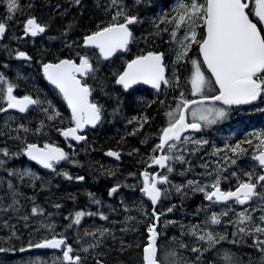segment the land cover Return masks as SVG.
Listing matches in <instances>:
<instances>
[{"label":"trees","instance_id":"1","mask_svg":"<svg viewBox=\"0 0 264 264\" xmlns=\"http://www.w3.org/2000/svg\"><path fill=\"white\" fill-rule=\"evenodd\" d=\"M139 1L141 0H10L8 3H0V24H6L8 27L6 51H4L2 43V46H0V63L4 59L10 60L9 54L11 49L13 53L16 52L14 49L16 35H21L26 20L29 18H37L48 27L49 33L43 36L41 40L33 41L32 39H27L24 42L29 49L32 48V45H36L35 56H39V59L44 57L45 59L58 60L61 58L77 59L81 53L88 54L94 58L96 68L98 69L99 61L96 60L98 59L96 52L93 49L87 50L83 48L82 43L84 37L114 23H120L123 19L122 13L128 10L124 11L122 9L129 5V3L132 4V8L136 12L142 17L147 18L154 11V6L151 3H147L138 7ZM10 2H13V5L9 6ZM165 5H169V7L163 11L162 16L166 19L162 20L167 21L171 19L169 17L175 14V12H171L170 10L172 7L182 8L181 12H186L191 4H181L178 0L173 2L163 0L161 6ZM5 9L7 10L5 11ZM162 20L157 19L150 25H147L145 21L141 25L146 29H163L166 32L163 37L166 39L168 31L171 30V25H161L159 27ZM162 42L165 43L164 40ZM154 45L157 46L158 42L154 43ZM144 46V44H139L137 50L144 48ZM0 70L2 71L3 69ZM117 72V70L111 72L108 77H115ZM178 78L185 79L186 77L180 74ZM178 86L176 85V87ZM175 93L177 92L175 91ZM185 96L186 94L184 92L183 99H185ZM67 120L69 121L68 117ZM0 121H4L3 115H0ZM5 126L7 127L6 124ZM9 129L7 131L0 130V144L7 137L32 141V135L37 137L35 139L39 143L53 141L58 138L56 133L49 132L44 128H40V134L37 135H34L31 131H26L25 128L20 126ZM130 136L131 134L128 130L118 132L110 125L103 133L96 135L93 139L92 143L96 144L97 148L89 145L85 149H81L79 152L73 154L71 161L73 160V163L78 164L79 167H83L80 170L75 171L74 168L77 167L72 165V169L69 166L61 169L58 176L51 174L48 179L42 177L36 189L33 190L26 185L23 194L19 197L3 191L1 200L6 209L0 210V250H2L0 251V264H35L36 261L28 257L32 253L26 252L24 249L36 244L42 239L52 236H61L62 234L67 238L69 243L76 245L77 240L86 236V229L90 228L93 223L100 221L98 216H96L98 212H107L110 209H115L112 203L107 202L106 197L109 196L108 193L114 184L125 183V180L131 177L128 173L125 175L119 173V167L112 169L113 164L111 161H107L105 152L110 149H124L121 146L126 145L125 156L121 166L123 165L126 171L132 172L135 170V163L131 162V160L137 163L143 162L142 157L136 156V158H133V154L137 152L141 156L145 150L142 148L136 150L135 147L137 146L131 144L132 142H136L135 137ZM263 136L259 135L255 138H261ZM128 137L131 140L128 139V141H125L121 139ZM141 142H143V139H141ZM151 143L152 141L150 140L147 144ZM244 146L242 150L245 151V156H247L248 160L255 151L260 150V145L256 139H248ZM242 154V151L239 150L235 157L239 158ZM231 157V161L234 163L235 157L233 155ZM222 164H228L226 159L223 160ZM82 171H85L84 174H82ZM73 172L82 175L86 174V177L89 178L90 185L93 184L96 186L86 187L83 190L72 187L70 191L66 184L69 173ZM105 173L106 175L104 177L103 175ZM219 179L221 185L231 188L234 178L223 173L220 174ZM0 184L3 185V177L1 175ZM73 185L78 186L75 182ZM59 190H65L66 195L60 197ZM186 199L190 201L188 207L191 209H206L207 203L202 200L197 205L199 201L197 195L192 200ZM63 200L67 203L69 209L74 210L69 211L67 214L63 212L57 214L58 209H55L56 205L58 201ZM121 203L123 206L128 207L130 205L128 196H125ZM82 211H84L85 217L79 221L78 215ZM57 215L59 218L55 219ZM206 220L215 229L217 234L226 233L229 228L231 229V224L234 223V218L231 215H225L224 219L219 221L214 220L212 217H207ZM144 227H147V225H144ZM96 233V235H99L100 231ZM133 240H135L133 233H127L119 242L115 241L112 244H109V241L105 238L97 245L86 244V248L89 250L87 257L92 256L93 250L97 249L100 254L110 255L105 260L107 264H142L141 262L131 261V258L137 255L135 251L136 244L132 242ZM239 245H234V248L236 246L240 247ZM254 245L256 246V244ZM254 245H247V253L242 248H239L237 249L238 255L236 256H229V254L220 256L216 263L264 264V243L261 246L262 255L258 250L260 246L255 248ZM169 246L173 248L172 245ZM176 253V264H188L179 258L183 250L177 249ZM251 253L258 256L261 255L260 258L262 260L241 257L244 254ZM41 254L45 257H42L38 261V264H61L62 262L60 258L48 259V253L46 252H41ZM214 255H217V252H214ZM86 264L93 263L92 261L86 260Z\"/></svg>","mask_w":264,"mask_h":264},{"label":"water","instance_id":"2","mask_svg":"<svg viewBox=\"0 0 264 264\" xmlns=\"http://www.w3.org/2000/svg\"><path fill=\"white\" fill-rule=\"evenodd\" d=\"M248 2L243 5L241 0H208V18L206 21L208 35L201 48L208 70L222 91V95L216 98V100L226 101L227 99L231 101V97L233 96H229L228 94L233 93L241 97L246 96L249 92L245 93L243 90L250 83V80L246 79L241 84H238L235 82V79L239 76H247L264 70V43L257 27L250 21L246 12L249 7ZM27 26L32 27L31 30L28 29V32L33 36L37 34L38 30L44 32V28L32 26L30 21L27 23ZM123 28L124 26H114L98 34L86 37L85 46L100 48L102 56L105 59H109L119 49L123 50L126 43L130 41V32L127 31L125 34H122ZM3 32L4 28L2 27L0 29V37ZM213 56L216 58L215 61L212 59ZM60 64L58 67L49 66L47 75L58 88H61L67 96L69 95L68 102L72 107L74 118L79 120L75 116L77 107L74 103L89 102L88 92L85 89L81 91L80 81L75 79H73V82L71 81V78H75L71 73L74 70L72 67L74 62L64 60ZM90 68L91 65L87 63V60L82 59L81 65L76 66V72L78 74H85L86 70ZM163 81H166V72L162 54H146L145 56L135 58L127 64L124 72L119 76L117 84L122 85L126 90H130L132 87L141 84L159 87ZM252 99L254 98L248 100ZM207 100L199 99L186 103L180 121L173 127L172 134L167 135L163 139L162 148L167 141L175 138L177 133L183 134L187 130L186 110L195 103ZM8 108H12V101ZM88 119L89 125L92 127L96 126L99 122V117L92 116ZM64 136L71 137L78 143L84 139L77 132V128L67 130ZM27 154L30 158L36 159L43 164L54 156L46 165L49 168L51 167L50 162L52 160L57 162L62 158L61 153L55 152L53 148L45 151L36 146L30 147ZM107 155L114 159H117L119 156L114 152H108ZM261 156L262 154L258 158L261 159ZM154 166L165 167L166 162L164 158H158ZM145 184L146 195L156 207L160 196L156 179L152 184H149L148 181H145ZM254 189V186L243 185L235 191L225 193L220 188H216L210 196L215 197L219 202H226L244 195L245 197L241 200L246 201L248 200V196L253 194ZM157 228L158 219L155 220V224L151 227L148 239L149 244L144 247L143 256L145 264H160L156 257L158 253L156 248ZM62 243V239H51L42 242L37 248L56 249Z\"/></svg>","mask_w":264,"mask_h":264},{"label":"flooded vegetation","instance_id":"3","mask_svg":"<svg viewBox=\"0 0 264 264\" xmlns=\"http://www.w3.org/2000/svg\"><path fill=\"white\" fill-rule=\"evenodd\" d=\"M207 9L200 7L196 14L202 18V21L196 24V30L192 37H188L184 43V46L181 47L180 52H176V48L174 43H170L169 40L165 39L160 32L150 30L143 39H140L141 36L135 32L132 35V39L128 48L124 52L116 53L110 60L103 61L105 66L101 69L100 73L109 74L115 70L119 72L117 76L121 74L124 70L126 64L135 56L144 55L149 52H164L165 61L167 66L172 69H179L180 67L184 68V70H188L187 73L191 71H195L202 65V71H206L203 60L201 59V54L199 50L197 41H203L205 39V18H206ZM178 38V37H177ZM138 39H140L138 41ZM165 41V43L162 42ZM158 42V45H154V43ZM137 42L143 43L144 48L138 49V51H134ZM199 42V43H200ZM170 45V46H168ZM181 45V44H179ZM135 55V53H137ZM117 72V73H118ZM117 77L113 78H84L83 84L88 86L91 91V98L94 100L96 107L98 108L102 122L106 119H110L113 117H118V123L126 126L131 136H137L140 134L141 128H147L148 131H155L156 137L153 140L152 144L147 145V149L144 154L139 156L142 157V160L147 163H152L161 153V144L160 140L162 134L166 128L173 125L179 118L182 107L184 105V101L181 100V92H182V83L183 80L179 78L169 79L171 84H174L168 91L166 90L169 86H161L159 90L154 88H148L144 85L133 87L131 90L126 91L122 86L116 84ZM187 81V80H186ZM195 79L191 80V85L195 82ZM195 84L198 86L203 84V79L198 80ZM176 85H179L176 87ZM32 87L25 85L21 88L22 93H26L30 91ZM154 91L151 93V91ZM175 91L177 93H175ZM179 100V101H178ZM128 111H126L125 109ZM154 108V110H152ZM120 109L124 112V117L129 118V120L121 119L119 117ZM133 112H129V111ZM260 112V111H259ZM148 113V114H147ZM256 113V107L251 106H239V107H227L222 106L220 110H218V115L216 119L212 122L213 126L210 131L211 139H219L223 138L222 141H219L216 144H212L213 152L217 156H228L238 154L239 150L242 151V156L237 158L236 160L243 161L245 160V151L244 145L248 139H256L257 143L260 145V150L264 149V136L261 138H255L259 135H253V131L251 130L250 135L247 133V128L249 124V118H251ZM259 114V113H258ZM192 112L188 111V120L190 122L200 121L195 115L191 116ZM261 122H264V114L259 119ZM129 126V127H128ZM253 129L256 132H261L263 130V126L261 125H252ZM92 130V129H91ZM90 129H87L85 134H87ZM130 136V137H131ZM189 136V135H188ZM187 137V136H186ZM185 137V138H186ZM190 140L187 141L192 142V146L197 148L199 146L200 140L195 136H189ZM200 138L208 139L206 136H202ZM177 140H172L170 143L166 145L162 149V155H166L168 157V167L164 170L167 171L165 176L171 175L170 171L175 167L174 159L169 155V151L174 149L178 143ZM134 145V142H132ZM211 143L208 144V146ZM217 149H222L221 153H216ZM178 166H181L180 164ZM179 169V168H178ZM164 177V176H163ZM170 182H172V178L169 182H165V186H167ZM238 205L235 206L236 209ZM191 214H187L184 216L181 214L176 220L179 222L186 223L188 218H191V222L187 227V235L193 234L194 232L202 231L203 234L206 233L204 230H199L198 216L199 213L196 212V209L191 210ZM160 217L162 224H160L158 231V240L159 244H163L167 241L170 233L168 231V224L174 220V218L170 219L169 209H160ZM220 215V213H218ZM242 218L243 216L239 214ZM193 220H196L195 223ZM241 224L246 226V222L242 221ZM152 223L147 227V232L151 227ZM247 235L246 228H241L240 231V241L244 245V238ZM148 240V236L146 238L141 239V243L145 244Z\"/></svg>","mask_w":264,"mask_h":264},{"label":"rangeland","instance_id":"4","mask_svg":"<svg viewBox=\"0 0 264 264\" xmlns=\"http://www.w3.org/2000/svg\"><path fill=\"white\" fill-rule=\"evenodd\" d=\"M253 5H254L253 11H254L255 15L258 17V19L260 21L263 20V23H264V0H254ZM192 17H195L196 21L192 24L190 29H189V27H187V30H188L187 38L193 36L194 30H195V25H196V23L200 22L202 18L199 17V15L196 16L193 11H190L186 15H184V17H179L177 20L179 25H184V23H186V20L190 19ZM159 31L161 32L164 30L160 29ZM140 36H141V38H144L145 34L141 33ZM214 92H215L214 84L212 83L211 79L208 76L203 77V84L198 86L197 89H194V87L192 89H189V94L194 95V96L195 95L212 94ZM220 108L221 107L218 103H200V104L194 105L191 109V112L193 114H195V113L202 114L205 118H213L216 116V113L218 110H220ZM257 200H259V199L255 198L253 207L249 206V207L245 208L247 213L252 211V213L250 215H248V217H247L248 221L251 220V222H252L253 219L255 218V216H253V214L259 212V205L260 204H256ZM259 224L261 227L264 226L262 221H260ZM249 227H251V226H249ZM204 237H206V236H204ZM263 243H264V240H263ZM193 251L199 252V255L196 256L198 258V261L196 264H200L201 263L200 262L201 256L203 255V253H207V252L204 249H202L201 245L194 246Z\"/></svg>","mask_w":264,"mask_h":264},{"label":"bare ground","instance_id":"5","mask_svg":"<svg viewBox=\"0 0 264 264\" xmlns=\"http://www.w3.org/2000/svg\"><path fill=\"white\" fill-rule=\"evenodd\" d=\"M90 130H91V129H90ZM85 133H86V132H85ZM160 215H161V214H160ZM162 216H163V215H162ZM162 216H161V217H162Z\"/></svg>","mask_w":264,"mask_h":264}]
</instances>
